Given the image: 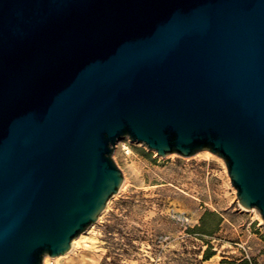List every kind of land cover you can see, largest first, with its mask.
Masks as SVG:
<instances>
[{
    "label": "water",
    "instance_id": "1",
    "mask_svg": "<svg viewBox=\"0 0 264 264\" xmlns=\"http://www.w3.org/2000/svg\"><path fill=\"white\" fill-rule=\"evenodd\" d=\"M123 138L221 158L264 221V0H0V264L70 250Z\"/></svg>",
    "mask_w": 264,
    "mask_h": 264
},
{
    "label": "rangeland",
    "instance_id": "2",
    "mask_svg": "<svg viewBox=\"0 0 264 264\" xmlns=\"http://www.w3.org/2000/svg\"><path fill=\"white\" fill-rule=\"evenodd\" d=\"M112 159L125 187L65 257L42 264H264V221L238 205L221 158L159 157L123 138Z\"/></svg>",
    "mask_w": 264,
    "mask_h": 264
},
{
    "label": "bare ground",
    "instance_id": "3",
    "mask_svg": "<svg viewBox=\"0 0 264 264\" xmlns=\"http://www.w3.org/2000/svg\"><path fill=\"white\" fill-rule=\"evenodd\" d=\"M125 178L123 177V183H122V185H121V187L119 188V190H121V189H123L124 187H125ZM118 190V191H119ZM118 191H117V193H118ZM116 193V194H117ZM114 196V195H113ZM251 211H254V209H251ZM82 238V234H80L77 238H75L72 242H71V247L73 248V246H75L78 242H79V240ZM72 249H70L67 253H65V254H63V255H60V256H57V257H55L54 259L55 260H58V259H60V258H63V257H65L70 251H71ZM45 260H46V258H45Z\"/></svg>",
    "mask_w": 264,
    "mask_h": 264
},
{
    "label": "trees",
    "instance_id": "4",
    "mask_svg": "<svg viewBox=\"0 0 264 264\" xmlns=\"http://www.w3.org/2000/svg\"><path fill=\"white\" fill-rule=\"evenodd\" d=\"M208 214V213H207ZM206 215V214H205ZM204 218V215H203ZM202 220V219H201ZM220 221V218H218V221L216 222V224ZM205 259L209 258V254H205ZM248 262L245 259H242L238 262H233V263H226V264H247Z\"/></svg>",
    "mask_w": 264,
    "mask_h": 264
}]
</instances>
